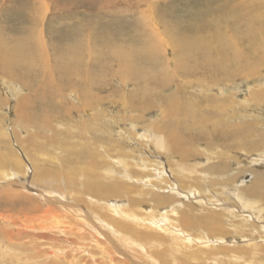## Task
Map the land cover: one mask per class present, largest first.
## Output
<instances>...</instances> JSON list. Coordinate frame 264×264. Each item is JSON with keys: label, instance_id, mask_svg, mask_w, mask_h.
I'll use <instances>...</instances> for the list:
<instances>
[{"label": "bare ground", "instance_id": "obj_1", "mask_svg": "<svg viewBox=\"0 0 264 264\" xmlns=\"http://www.w3.org/2000/svg\"><path fill=\"white\" fill-rule=\"evenodd\" d=\"M115 1L78 0V6L90 10L94 20L85 21L70 31L63 40L65 42L72 36L71 42L61 48L50 45L49 50L43 39L44 31L36 28L42 24L39 16L41 9L33 5L28 8L27 18L35 26L26 28L15 42H10L0 34L1 79L9 82L17 80L28 88L29 94L39 103L41 114L36 115L39 121L46 125L55 119L51 115L62 117L65 110L54 99L64 94L73 95L74 91L78 92L82 100L80 107L94 106L96 109L97 102L111 96L107 77L111 78V82L120 79L124 83H133L135 89L128 93V100L146 116L159 110L161 116L179 119L184 130L202 127L207 120L212 119V115H223L230 107H236L231 97L217 98L220 95H215V92H220L221 88L227 89L230 83L236 81L257 82L249 88L246 101L249 107L264 108V86L260 78L264 69V0H194L188 11L190 15H182L175 23L161 24L163 30L160 37H167L168 45L173 49L171 59H163L164 49L159 48L161 43L149 30L145 32V29L136 28L134 33L139 42L136 45L135 41L136 46L131 44L129 48L114 42L112 36H104L106 33L97 35L95 25L99 19L98 12H103ZM129 1L137 7L142 3L150 5L149 0ZM72 7L73 3L64 7L61 14L67 13L62 18L74 19ZM44 49L52 55L51 69L45 59ZM168 50L166 48V52ZM36 68L42 70L39 78L41 89L34 88V82L38 81ZM102 76L106 78L98 86ZM191 81L195 84L194 89H202L201 96H179L182 89L191 88ZM168 87H172V92L168 98L162 97L161 93L167 91ZM152 97L160 100L162 105L168 101L169 105L164 109L159 108L152 103ZM18 100L29 104L28 100L31 101L27 99V94L19 96ZM63 100L69 102L67 98ZM85 112L83 109L80 113ZM203 113L211 115L205 117ZM255 118L250 124L232 126L236 137L228 146L229 151H235L237 147L241 149L245 145L240 139L248 145L252 141L264 142V132L256 135V128H264V119L260 116ZM140 123L145 130L140 134L141 144L148 147L143 150L145 156L141 158L138 153L128 155V152L126 157L114 155L110 158L112 166L103 160L98 163L94 159V152L73 158L74 164H79L76 160L79 159L83 167L78 170V178L83 177L85 180L88 177L92 180H88L85 189L83 186L78 187V191L66 177L67 171L72 168L65 167L60 161V154L51 161L57 169L46 171V175L41 176L37 175L43 172L37 169V164L44 158L43 155L40 152L29 155L28 159H31L34 167L31 181L27 183L22 177L25 163L20 155L9 156L0 162V166L9 162L15 165L21 163L23 168L16 166V171H0V183H6L0 184V206H12L15 209L9 214L0 213V222L4 224L0 245L2 241L8 243L6 247L2 244L1 248L8 254L12 252L13 256L7 254L0 262L11 261L15 257V264H22L18 258L20 250L11 251L10 247V241L19 240L34 251L53 242V247L47 245L51 253L38 252L35 257L40 261L34 264H40L41 257H46V260L42 259L44 264H52L61 255L69 256L67 264H76L79 263L80 253L88 261L92 260L90 264H264L263 246L232 245L236 232L243 237L242 232L247 225V218H243L240 223L233 221L241 217V210L256 212L264 220V184H261L264 175L257 174V181L250 185L253 175H249V179H242L243 173L250 171L249 167L264 162V153L248 155L244 149L238 151L243 161L237 162V170L228 178L224 176L225 165L214 162V158H204L208 164L203 165L202 159H196L197 155L190 159L185 152L170 156L169 141L160 133L165 128L153 122ZM45 125L41 126L47 132ZM136 129L131 124L133 133L128 136L132 137V141L138 138ZM251 133L257 136L256 139H248ZM149 149L161 155L166 153L163 157L166 161L172 160V166L152 159ZM102 153L108 156L103 145ZM199 156L204 155L201 153ZM23 158L27 159L25 155ZM101 170L105 172L103 177L99 173ZM171 177L175 178L172 183L177 188L182 192L187 191L188 199L190 195H196L195 205L187 204L184 198L171 193L163 195L162 192L156 194L152 191L153 187L167 191V187L173 185L169 181ZM104 178H109L107 183L101 181ZM144 178H147L145 186L150 187V190L140 189ZM205 194L209 195L205 197ZM135 195L137 198H134ZM34 198L45 207H40L41 210L34 207ZM202 201H205V206L201 204ZM217 203L226 212L217 211L221 209H217ZM206 205L213 208H207ZM93 210L99 217V224L93 221L92 216L95 214L89 216L87 213ZM262 224H250L249 227L250 231L258 235L257 238L264 241ZM225 226L233 230L226 232ZM59 237L63 243L57 245ZM72 237L82 242L70 241ZM64 244L67 245L63 249L56 248ZM57 264L60 263L57 261Z\"/></svg>", "mask_w": 264, "mask_h": 264}, {"label": "rangeland", "instance_id": "obj_2", "mask_svg": "<svg viewBox=\"0 0 264 264\" xmlns=\"http://www.w3.org/2000/svg\"><path fill=\"white\" fill-rule=\"evenodd\" d=\"M77 1L78 0H0V34L2 37H6L5 39L10 40V42H15V39L20 38L22 32L26 30V28H31L35 26V23H29V18H27L28 11L31 5H33L37 9H39V7L41 9L39 16L41 19L40 22H42V24L38 25V27L36 28H42V30L44 31L43 39H45L44 41L46 42L49 50L50 45L53 47L58 46L57 48H61L64 44H68V42H71L69 40L72 39V36L68 38V40L66 39L65 42L63 40V37L66 38L67 35H69L70 31L75 30L76 28H78L79 24L85 23V21H89L90 19L94 20V15L91 13V11L85 7L78 6ZM193 1L194 0H149L150 5H145L142 3L137 7L136 4H133L132 1L117 0L113 3H110L111 7L109 6L104 9V11L106 12H104L103 10V12H98L99 19L96 21L95 30L97 35H101V33H106L104 36H112L114 42H117V44L121 46L123 45L122 47L124 48L131 47V44L132 46H136L138 44V36L136 35V33H134L136 32V28L137 30L145 29V32H148L149 30V32H151L155 37H157V40L162 44L159 45V48L164 49L162 52L163 59H171L173 57V49L171 46L168 45L167 37H160V33L163 30V27L161 26H165V24L168 23H175L181 18L182 15H190L188 11L190 10V6ZM72 3L73 10H71V14H73L72 17L74 19L67 20L66 18H62L63 14L65 15L67 13L64 12L63 14H61V12L65 10L64 7H67V5H70ZM24 13H26L25 17ZM129 39H132L133 41H130ZM128 40L129 42L127 43ZM134 42L136 45L134 44ZM166 48H169L171 52L170 50L166 52ZM44 51H46L45 59L49 62V68L51 69L53 67L52 55L46 49H44ZM1 66L2 63L0 60V69ZM35 73H37L38 81L34 82V88L41 89V86H39L41 85V83L39 82V78L41 76L42 70L38 69V72ZM2 76L3 75L0 74V162L4 161L9 156L11 157L18 154L21 156V159L25 163V169L22 168L21 163H17L15 165L14 163L9 162V164L3 163V166H0V171H16V166L21 167L25 172L24 176L22 177L25 178L26 183L31 181V174L34 167V163L31 164V159H28L29 155H32L37 152H40V155H43L44 158H41L37 164L39 166V168L37 169L39 171L42 170L44 172H42L43 174H37L41 176L44 174L46 175V171H51L53 168L57 169V167H54V164L51 163V161L53 158H58V155L60 154V161L65 164V167L72 168L70 169V171H67V169L65 170L67 171V179L73 182V186L77 189V191L78 187L80 186H83L85 189V186L87 185L88 180L90 179L86 177L84 180L81 176V178H78V170L79 168L83 169V167L80 165L79 159H76L79 164H74L75 160H73V158H78V156L84 155L87 152H94V156L96 157L94 159L97 160L98 163H101V160H103L107 163H110L109 166H112L110 158L114 155H122L123 157H126L127 152L128 155H135L138 153L141 158H143V156H145V153L143 154V150H147L148 147L141 144L142 138H140V134H142V131H145L143 129V125L140 123L142 121H145L147 123L153 122L154 124L162 125L161 127L165 128V130L161 131L160 133L162 136H164L167 141H169L171 154L170 156H175L179 152H185V154H188L190 156L188 158L190 159L194 155H197L196 159H202L201 164L203 165L208 164V162L204 158H214V162L222 163L225 165L226 171L224 176L228 178L232 177L234 175V172L237 170V162L243 161V158L240 157L238 151L244 149L245 153L248 155L264 153V142L252 141L248 145L247 143H245L244 140L241 139L240 142L245 144L241 149H239L240 147H237L234 149L235 151L228 150V146L231 145L232 139L236 137V135L233 133L232 126L234 127L235 124L240 126L244 124H250V122L256 119L255 117L257 116H260L264 119V108L256 109L253 107H249L246 101V96L249 91V88L253 87L257 82L242 80L236 81L230 83V86H228L227 89L221 88L220 92L214 91L216 96L220 95L217 96V98L231 97V101L236 103V107H230L226 113L224 112L223 115H220V113H218V115H212V119L207 120L206 123L202 125V127L195 128L194 130H184L181 127L180 120H177V118L176 120H172L161 116L159 110L158 112H153L150 115L146 116L145 113L133 107V105L130 104L127 95L133 89H135L134 84L124 83L120 79L115 82H111V78L109 77H107V83L110 88L109 94H111V96L106 97L104 101L97 102L96 104H98V106L96 109L94 108V106H87L88 108L80 107L82 104V100L78 95L77 91H74L73 95L64 94L63 97L57 96L54 101H56L59 105L62 106V108H64L65 113L60 118L55 115H51L52 118L55 119H52L50 123H47L45 125V122H41L36 118L37 114H41V111L39 109V103L34 100V97L31 96V94H29L28 88L17 80L12 82L3 80L1 79ZM104 77L105 76H102L100 81L97 83L98 86H101L103 84ZM260 78L262 79V85L264 86V69L261 72ZM176 83L179 85L182 84L179 82ZM190 85L191 86L189 87L191 88L182 89L179 96L188 94L192 96H201L202 89H194L195 84L193 81H191ZM170 88L172 87H168L167 91L162 92L161 96L168 98V95L172 92ZM26 94L27 99H31V101L28 100L30 104L24 102V100H18L19 96ZM151 95L155 96L154 93H152ZM64 98H67L69 102L63 100ZM152 103L159 106V108L163 109L169 105L168 101H165V104L162 105L160 100H154L153 97ZM203 103L205 104V102ZM83 109L86 110V112L80 113L83 112ZM21 111H23L22 114H20ZM203 114L205 117L211 115L206 113ZM131 124L135 126V128H137L136 131L138 132V138H136L135 141H132V137L128 136V134L132 132ZM41 125H45V127L47 128V132L43 130L44 127ZM251 129L254 128L252 127ZM256 131L258 132L256 135L263 134L264 128L261 126L260 128H256ZM256 135L251 133L248 139H256ZM102 145L106 147V154L108 155L107 157L104 156V154L102 153ZM55 146L59 147L55 149L53 148ZM149 150L152 159L156 158V160L163 162L162 164H167L169 165V167L170 165L172 166L173 161L170 159H167L166 161L163 157V155H165L166 153H163L161 155L159 152H156L158 153L156 154L151 149ZM54 151L58 154H56ZM201 153L204 156H199ZM24 155L27 157L26 160L23 158ZM230 159H232V161H230ZM36 160L34 162H36ZM42 161L44 162L39 163ZM239 166L243 165L240 164ZM164 169L165 168H163V170ZM249 169L250 171H245L243 173L244 176L242 178L249 179V175L254 176V178L251 180V182H249L248 185L257 181V174L264 175V162L261 165H255L252 168L249 167L248 170ZM248 172L251 174H249ZM99 173L101 177H103L105 174L103 170H101ZM107 180H109V178H104L101 181L103 183H107ZM172 180H175V178H169V181L173 185H169V187H167L170 191H168V189L167 191L160 189L157 190L155 187L151 189L156 194L162 192L161 194L163 195H169L171 193V195L173 196L184 198V202H186L187 204L195 205L197 199L194 198L196 195H190V199H188L186 197L188 194L187 191L182 192L179 188H177L174 183H172ZM145 183H147V178H144L143 183H140V189L150 190V187L145 186ZM0 184L4 185L6 183ZM261 184H264V179L262 180ZM171 188H173V190H171ZM207 195L209 194H205L204 196L206 197ZM0 196L2 195L0 194ZM134 198H137V195H135ZM37 201L39 200L34 198V207H45L41 206V202V205L38 204ZM201 204L205 206V201H202ZM50 206L53 207L52 204H50ZM11 207L0 206V213L9 214L10 212L15 211V209L12 207L14 209L12 210ZM206 207L213 208L207 205ZM218 208L221 209L217 210ZM217 209V211L226 212V209L222 207L220 203H217ZM26 210H28V208H26ZM234 210L237 211L236 209ZM198 211L201 210L198 208ZM18 212H20V210H18ZM152 212L153 211H151V214ZM24 213H26V211H24ZM87 213H89V216L95 214L92 216L93 221L96 222V224H99V217L96 214L95 210L89 211ZM12 214H15V212ZM240 215L241 217L237 219H231H233V221L235 222L240 223L243 218H247V225L243 229V237H240V233L236 232V235H234L233 237L235 240L232 241V245L248 246L246 244H256L258 246L264 247V241L261 238H257L258 235L255 232L250 231L251 229L249 227L250 224H258L259 226H261V224L263 223L262 228H264V220H261V218L259 217L260 215H257L256 212L249 213V211L247 210H241ZM229 218L227 220H230ZM0 223V232H2L0 233L1 238L2 234H4V224L3 222ZM224 230L226 232H231V230L233 229H229L228 226H225ZM9 231L11 232L10 229ZM6 232L8 231L6 230ZM256 238L257 240H255ZM74 240L79 243L82 242L76 240L75 238L73 239V237L72 239H70V241ZM21 243H24V241H10V244L12 245L10 246L12 247L11 251L20 250L18 252H21V255H19L18 258L19 263L22 264H34L36 261H40L39 258L35 257L38 252H44V254H49L51 252L49 251L47 245L50 244L52 247L54 246L53 242H49L46 243V245H44L41 250L39 249L37 251H34ZM61 243H63V239L59 237L57 245ZM2 244L5 245V247L8 246V243H5L4 241L1 242V245ZM1 245L0 261L8 254L3 247L1 248ZM65 245L67 244L62 245L61 248H56L61 250L65 247ZM67 249L69 250V248ZM73 253L75 254L77 252L73 251ZM11 254L12 252L8 255L12 256ZM79 256H81L78 260L79 263L76 264H90V262H92V260L88 261V258L81 255V253ZM34 257L35 260H33ZM61 258H63L62 261ZM42 259L46 260V257H41L40 264H44ZM133 259L136 260V258ZM69 260V256L61 255L59 256V258H56L54 262H52V264H57V261L60 264H63L64 262L67 264ZM138 262L140 263V261ZM2 263L15 264L17 262L14 257V259H11V261L5 260V262ZM2 263L0 262V264ZM168 264H173V262H168Z\"/></svg>", "mask_w": 264, "mask_h": 264}]
</instances>
